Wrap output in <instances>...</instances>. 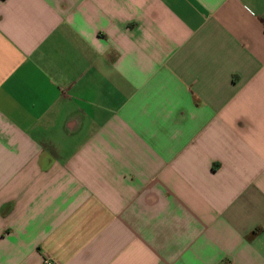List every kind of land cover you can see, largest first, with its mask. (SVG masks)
Wrapping results in <instances>:
<instances>
[{"label": "crops", "instance_id": "crops-1", "mask_svg": "<svg viewBox=\"0 0 264 264\" xmlns=\"http://www.w3.org/2000/svg\"><path fill=\"white\" fill-rule=\"evenodd\" d=\"M264 264V0H0V264Z\"/></svg>", "mask_w": 264, "mask_h": 264}, {"label": "built area", "instance_id": "built-area-1", "mask_svg": "<svg viewBox=\"0 0 264 264\" xmlns=\"http://www.w3.org/2000/svg\"><path fill=\"white\" fill-rule=\"evenodd\" d=\"M46 264H59V263H57V262H55V261H52V260H48V261L46 262Z\"/></svg>", "mask_w": 264, "mask_h": 264}]
</instances>
